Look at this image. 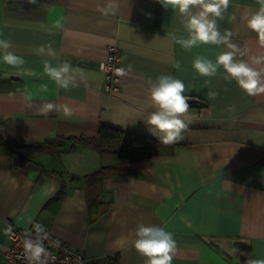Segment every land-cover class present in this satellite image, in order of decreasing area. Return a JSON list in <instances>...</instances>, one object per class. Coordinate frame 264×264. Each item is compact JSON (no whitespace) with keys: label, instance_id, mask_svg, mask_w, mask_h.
<instances>
[{"label":"crops","instance_id":"0c3cea01","mask_svg":"<svg viewBox=\"0 0 264 264\" xmlns=\"http://www.w3.org/2000/svg\"><path fill=\"white\" fill-rule=\"evenodd\" d=\"M109 4L114 9L102 15L98 9ZM258 9L256 0H230L218 20L248 55H264L247 27L246 17ZM186 19L157 0H0V38L25 61L15 67L0 61V139L6 143L0 146V264H8L2 254L8 223L42 226L82 251L87 264H145L134 248L141 223L172 233V264L264 259V94L246 95L224 79L223 69L199 76L193 60L214 62L226 46L183 49L177 39L188 36ZM109 44L120 50L119 69L131 66L127 76L116 73L111 91L98 68ZM41 46L45 54L37 55ZM49 46L55 58L46 54ZM45 61H69L76 86L58 88ZM162 75L186 85L191 106L183 139L170 154L125 152L124 172L87 183L86 174L117 159L83 141L71 148L70 138L96 137L106 125L159 140L144 121L152 111L150 85ZM49 103L54 108L45 113Z\"/></svg>","mask_w":264,"mask_h":264},{"label":"clouds","instance_id":"9594fccd","mask_svg":"<svg viewBox=\"0 0 264 264\" xmlns=\"http://www.w3.org/2000/svg\"><path fill=\"white\" fill-rule=\"evenodd\" d=\"M29 2L36 3V0ZM157 2L165 8L171 6L187 17L184 27L188 36L177 39V43L183 49L191 50L198 44L226 46V50L222 51L214 62L199 57L193 60L192 67L199 76L210 78L215 76L218 70L223 69L224 79L235 81L246 95L264 94V55H248L246 47L230 42L233 36L231 31L220 30L218 20L224 18L230 0H157ZM256 3L259 9L246 17L247 27L257 34L260 45L264 47V0H256ZM113 9L114 5L109 4L98 10L102 15H108ZM231 19L234 20L235 16ZM11 49V42L0 38V61L13 67L23 65L24 58ZM36 54H45V48L41 46ZM46 54L53 58L56 56L50 46ZM245 56H248V59H244ZM44 70L58 88L68 90L70 86H76L72 73L77 70L69 61L56 65L45 61ZM116 72L121 77L127 76L131 72V66L128 69H117ZM185 91V83L171 75H162L150 85L148 108L152 111L148 113L144 122L160 143L170 145L183 139L182 132L189 126L183 116L191 106L190 98L185 95ZM209 95L210 98H214L216 93ZM25 99L30 101L31 94H26ZM53 108V104H47L45 113ZM229 110L231 111V108ZM64 114L71 115V112L65 109ZM35 228L36 237L28 236L23 240L24 254L29 264H47L46 258L49 253L44 247V240L48 236L42 226L36 225ZM135 237L134 248L145 257V264H172L177 244L172 233L166 231L164 227L141 223L135 229ZM247 264H264V259H249Z\"/></svg>","mask_w":264,"mask_h":264},{"label":"built area","instance_id":"2783aa9c","mask_svg":"<svg viewBox=\"0 0 264 264\" xmlns=\"http://www.w3.org/2000/svg\"><path fill=\"white\" fill-rule=\"evenodd\" d=\"M107 56L98 63V68L104 75V88L107 91L116 89V70L119 69L121 53L116 45L106 46ZM44 230V229H43ZM48 238L44 240V247L49 255L47 264H87L82 251L73 249L65 242L51 236L46 230ZM37 235L35 225L27 228H18L8 223L6 226L7 242L2 251L3 257L8 264H29L24 254L23 240L28 236L35 238Z\"/></svg>","mask_w":264,"mask_h":264},{"label":"trees","instance_id":"16d2710c","mask_svg":"<svg viewBox=\"0 0 264 264\" xmlns=\"http://www.w3.org/2000/svg\"><path fill=\"white\" fill-rule=\"evenodd\" d=\"M71 148L76 142L83 141L91 144L98 153L110 154L117 159L115 164L110 166H103L100 169L88 173L84 176L87 183L93 180L97 181L99 177L105 172L111 173H122L126 170L125 160L122 154L130 152L131 157H146L155 154H170L172 151V144L165 145L160 143L159 140L147 138L143 135L135 134L114 128L111 126L102 125L96 137H80L70 138ZM53 141L46 140V143ZM55 143V142H53ZM63 141L58 140L57 145H62ZM4 143L0 139V146L4 147ZM93 181V182H95ZM92 182V183H93ZM92 188H88L89 200L92 203L95 199L93 198Z\"/></svg>","mask_w":264,"mask_h":264}]
</instances>
